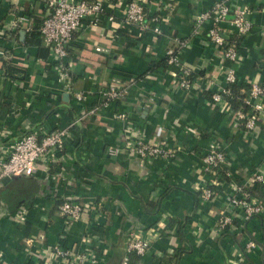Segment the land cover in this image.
<instances>
[{"label":"crops","instance_id":"0c3cea01","mask_svg":"<svg viewBox=\"0 0 264 264\" xmlns=\"http://www.w3.org/2000/svg\"><path fill=\"white\" fill-rule=\"evenodd\" d=\"M108 1L119 8L126 2ZM143 1L148 16H160L163 33L124 23L121 9L115 21L86 22L69 45L65 79L50 50L26 42L28 31L12 26L25 6L42 18L46 0H0V47L6 51L0 57V157L29 131L76 122L64 149L44 157L35 174L0 184L2 264H68L57 257L58 246L97 259L84 264H122L130 233L150 241L144 255L128 254L130 264H264V214L242 221L240 236L217 225L231 180L264 173V111L249 130L227 99L213 100L227 85L230 64L206 36L210 21L193 32L198 14L217 0ZM231 3L247 10L253 24L240 37L237 82H264V0ZM232 17L221 24L228 41L239 38ZM175 37L189 38L179 54L194 80L188 89L178 81L179 66L166 60L177 47ZM130 78L135 81L123 99L89 113L102 87ZM80 92L83 99L75 96ZM138 139L176 154L140 159L126 149ZM211 144L224 148L232 176L220 179L212 200L203 201L200 188L210 176L201 156ZM110 146L120 149L118 155ZM246 188L264 203V184L258 191ZM66 198L83 204L80 219L62 217L58 203Z\"/></svg>","mask_w":264,"mask_h":264},{"label":"built area","instance_id":"2783aa9c","mask_svg":"<svg viewBox=\"0 0 264 264\" xmlns=\"http://www.w3.org/2000/svg\"><path fill=\"white\" fill-rule=\"evenodd\" d=\"M110 4L112 2L108 0H46L47 12L42 17L39 26L40 37L53 55L56 71L65 79L69 77V62L67 61L69 45L77 30L86 22L97 24L103 17H106L108 21H115L116 14L121 9L124 23L137 26L141 30H151L157 35L163 33L159 24L160 16L158 14L148 16L143 0H126L125 4H121V8L117 3L112 6ZM231 4V0H217L209 9L199 13L194 21V33L198 32L205 21L211 22L206 36L222 50L224 59L230 64L226 73L227 85L213 93L215 102L226 100L225 95L228 94L233 97L230 85L237 81L234 64L240 54V44L236 39L228 41L224 38L221 24L228 20L230 14H233L231 23L238 31V37L246 35L253 28L252 22L247 18V10L235 8ZM12 26H23L26 31H30L34 26V21L23 12H18ZM0 32L3 34V29ZM175 40L177 47L168 51L166 60L170 64L179 66L178 81L182 87L188 89L193 85L194 80L190 77L191 70L180 65L179 54L188 46L189 38L175 37ZM97 50L100 48L98 47ZM4 55H6V51L0 47V57ZM134 81V78L128 79L127 82L113 79L100 89L99 101L89 113L93 114L108 107L113 100L123 99L128 86ZM243 92L247 110L238 109L236 114L245 127L252 130L256 127L259 116L264 111V82H252L249 89ZM75 96L77 99H83L86 95L80 92ZM75 123L52 131H29L18 137L7 154L0 157V184L5 177L35 174L44 157L51 152L64 149L66 142L72 137ZM126 149L144 160L158 156L173 157L177 151L163 144L152 145L144 139L128 142ZM108 151L111 155H118L120 149L110 146ZM201 161L204 172L210 178L203 182L200 188V198L203 201H210L216 194L215 187L219 180L231 178L232 173L228 167L225 150L220 145L211 144L202 154ZM258 184H264L263 172H255L245 181L231 180L226 206L218 214L217 225L220 231H229L240 236L244 231L242 221L264 214V203L254 199L246 188ZM59 211L67 222H72L82 217L84 206L75 199L66 198L60 203ZM254 246V241L248 242L249 248ZM126 247L128 254L135 252L138 255H144L150 248V241L130 233L127 237ZM128 254L122 264H130ZM56 255L68 264H84L87 260H91L92 263L97 261L89 252H77L59 246L56 247ZM0 264H2L1 261Z\"/></svg>","mask_w":264,"mask_h":264},{"label":"trees","instance_id":"16d2710c","mask_svg":"<svg viewBox=\"0 0 264 264\" xmlns=\"http://www.w3.org/2000/svg\"><path fill=\"white\" fill-rule=\"evenodd\" d=\"M23 13L28 15L34 21V26L32 27V29L30 31H28L26 42L35 43L41 47V50L45 49L47 51L48 47L43 43V41L40 37V31H39V26L41 25L42 18L37 17V15H35L33 12H31L30 9L26 6L23 9ZM240 39H241L240 37L236 39L238 41V43L240 42ZM6 69H7L6 72L9 75H11L13 73V68H10L9 65L6 66ZM230 89H231V92L233 93V97H231L230 94H228V95H225V99L228 100V102L231 104L232 108L234 110H238V109L247 110V105L245 104V102L243 100V97L245 94L243 91L249 89V85H242L236 81L235 83H232L230 85ZM261 185L262 184H258V185L253 186L251 188V191H258L259 190L258 188ZM60 203H62V201ZM60 203H58V208H59ZM225 232H229V231H225Z\"/></svg>","mask_w":264,"mask_h":264},{"label":"water","instance_id":"95a60500","mask_svg":"<svg viewBox=\"0 0 264 264\" xmlns=\"http://www.w3.org/2000/svg\"><path fill=\"white\" fill-rule=\"evenodd\" d=\"M22 34H24V32H22ZM21 177H23V175H15V176H11V177H5L3 179V181H2V184L3 183H8V182H10L13 179H17V178H21Z\"/></svg>","mask_w":264,"mask_h":264}]
</instances>
